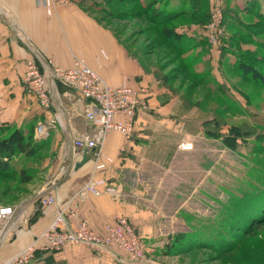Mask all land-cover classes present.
Instances as JSON below:
<instances>
[{
    "label": "crops",
    "instance_id": "crops-1",
    "mask_svg": "<svg viewBox=\"0 0 264 264\" xmlns=\"http://www.w3.org/2000/svg\"><path fill=\"white\" fill-rule=\"evenodd\" d=\"M51 1L50 7H46L45 0H0V123L20 126L26 120L56 121L43 139L46 158L40 171L24 186L25 191L18 199L0 203V207L14 209L13 215L4 221L0 219V230L7 224L0 239V264L28 246H33L28 264H129L116 247L105 250L72 244L52 251L40 236L60 211L64 215L60 229H73L84 220L99 234L104 224L122 217L149 239V244L159 242L164 228L171 230L173 215H165L164 220L162 208L153 202L157 194L148 187L152 182L156 184L150 173L156 166L152 155L157 152L158 144L166 143L172 128L182 125L187 117L180 110L178 93L164 86L145 60L132 57L94 14L85 12L76 3ZM230 1L239 12L264 14V0L226 2ZM181 30L198 40L204 38L203 28L196 25ZM75 57L83 59L112 87L125 82L146 104V109L136 114L129 139L118 132L106 137L102 151L113 163L105 170H94L91 151L75 150L72 144L79 136L93 134V127L81 116L80 109L86 101L61 82L52 81L45 72L44 67H50L51 60V65L66 69ZM31 59L48 74L51 107L47 111L24 88L25 63ZM203 61H208L207 56L197 66L198 70L203 69ZM209 66L212 67L211 62ZM183 135L186 137L183 142L192 145L191 136ZM84 150L87 162L73 169ZM91 176L120 183V197L103 194L78 198L77 192ZM45 195H54L56 202L39 208L37 202ZM146 264L153 263L146 260Z\"/></svg>",
    "mask_w": 264,
    "mask_h": 264
},
{
    "label": "rangeland",
    "instance_id": "rangeland-1",
    "mask_svg": "<svg viewBox=\"0 0 264 264\" xmlns=\"http://www.w3.org/2000/svg\"><path fill=\"white\" fill-rule=\"evenodd\" d=\"M62 1L67 4L76 3L78 7L82 6L85 12H91L90 3L93 0ZM226 1L223 0L221 26L224 29V37L234 33L233 26L235 23L233 21L238 20L244 26L257 20V12L255 14L250 13V15L239 12L237 7H232L231 1L228 3ZM50 3L52 1L48 0V5L45 4L46 7H50ZM213 9L214 4H212V0H209L208 22ZM226 15L228 18L225 17ZM208 22L204 25L205 27L208 26ZM99 24L108 30L110 29L106 27V23ZM186 28L188 27H181L184 30ZM259 38L264 40V35H259ZM116 39L124 47L120 42L123 36L119 35ZM208 45L211 54L209 42ZM246 48L248 46L243 44L242 49L245 50ZM124 49L127 51L126 47ZM251 49L256 51L259 48L252 45ZM260 52L264 56L263 48ZM219 55L212 54L211 64L213 68L211 67L210 74L213 81L212 76L217 78L216 80L221 84L223 83L226 91L218 90V92L220 91L219 96H214L211 99H202V95L199 96V99H182L178 93L180 110L187 117V121L184 120L182 125L172 128L166 143L162 146L158 144L156 146L157 152L152 155L156 166L150 169V173L152 178L156 180V184L152 182L148 187L150 191H155L157 194L153 202L162 208L164 220L165 215L168 214L173 215V219H170L171 230L164 228L163 236L159 237L160 241L150 243L151 245L149 239H145L136 231L139 241L143 245L145 264L146 260L153 264H246L248 261L253 263L251 259L248 261L241 259L244 249L252 247L256 243L255 228L252 232L244 231V233H237L234 230L241 229L239 217H241V210L244 208L243 202H245L243 192H250L259 188L258 183L253 184V180H259L256 177L258 172L262 173L259 177H264V139L262 144L260 139L256 138L259 133H264V129H262L264 128V69L262 71V65H257L256 67L261 73L259 75L251 73L247 78V80L250 79L249 81H255L257 86L242 83L239 75L231 69L235 60L233 55L223 54L220 58ZM153 58L154 56L150 55L138 59L145 60L153 70L156 64ZM32 60L35 61V59ZM51 62L53 61L51 60L49 63L50 68L53 67ZM46 75L48 74L46 73ZM177 84L178 82H175L171 88H167L174 92ZM210 89L217 92L213 84ZM219 116L221 120L217 121L220 119ZM222 119L224 124L223 122L221 124ZM203 121H208L214 128L219 126L218 130L222 134L218 136V133H213L214 135L205 133L201 127ZM37 122L41 121L26 120L20 126L24 127L26 124L32 123L35 128ZM9 125L20 127L16 123ZM233 126H243L241 128L251 134L238 135L235 139L223 137V133L231 134L229 128ZM214 128L212 129L215 130ZM183 133H188L191 136L192 148L179 153V144L186 138ZM225 139H228L227 144H225ZM34 140L41 141L43 139L34 138ZM261 181L263 179L259 182ZM254 219L250 222H247L248 219H246V229L249 230L252 227ZM260 225L257 227V232L264 236V225ZM104 226L105 224L102 229ZM168 231L170 233H167ZM220 232H222L221 240L224 243L222 245L220 242V249L225 247V242H238L237 245L229 248L230 250L227 249L225 256L210 252L208 246L202 245L213 241L214 238L218 239L217 236ZM176 234L185 236L184 248L177 252L178 256L162 255L166 249L167 236ZM241 238H244V241ZM187 246L190 247L186 248ZM116 248L119 250L118 247ZM250 257L253 256L248 258ZM125 260L127 261V259Z\"/></svg>",
    "mask_w": 264,
    "mask_h": 264
},
{
    "label": "trees",
    "instance_id": "trees-1",
    "mask_svg": "<svg viewBox=\"0 0 264 264\" xmlns=\"http://www.w3.org/2000/svg\"><path fill=\"white\" fill-rule=\"evenodd\" d=\"M208 9L209 0H93L90 3L91 13L95 15L96 20L99 23H106V27H109L116 37L123 36L120 42L132 57L154 56L153 60L156 63L154 74L168 88L178 82L174 92L179 93L182 99H199L201 95L202 99H211L219 96L220 91H226L223 83L211 79L209 64L212 53L210 54L207 40L204 38L198 40L181 30V27L190 25L204 28L208 22ZM225 17L228 18L227 15ZM256 17L254 23L244 26L238 20L233 21L234 33L224 37L219 55V58L223 54L233 55L235 60L232 63V71L239 75L240 82L251 85L256 83L247 80L250 74L261 73L256 66L262 65V71L264 69V56L260 52L261 48L264 49V40L259 38V35H264V14L257 13ZM243 44L248 48L243 50ZM252 45L259 49L253 51ZM206 56L208 61H203V69L198 70L197 66ZM167 68L169 69L165 72ZM212 84L217 92L211 91ZM263 87L261 86V89ZM219 120L221 117L217 121ZM222 122L224 124L223 119L221 124ZM13 126L0 124V203L18 199V196L25 191L24 186L35 178L40 171L42 161L46 158L45 141L34 140L32 123L24 127ZM201 127L209 135L222 134L218 130L219 126L214 128L208 121H203ZM241 127L243 126L229 128L231 134L223 133V137L235 139L238 135L251 134ZM256 138L263 144L264 133H259ZM226 141L228 139H225V144ZM261 174L259 172L256 174L259 180H253V184L258 183L259 188L243 192L245 202L239 217L241 229L234 230L237 233H244V231L252 232L255 228L254 235L257 236L255 245L246 247L242 253L241 260H253V263L248 261L246 264H264V236L257 232L258 225H264V177H259ZM262 179L263 181L259 182ZM246 219L247 222L254 219L249 230L245 226ZM221 236L222 232L217 236L218 239L214 238L213 241L202 245L208 246L210 252L225 256L227 249L237 245L238 242H225V247L220 249ZM167 239L166 249L162 255L178 256L177 252L185 246V236L168 235ZM241 239L244 241V238ZM249 256L253 257L248 258Z\"/></svg>",
    "mask_w": 264,
    "mask_h": 264
},
{
    "label": "built area",
    "instance_id": "built-area-1",
    "mask_svg": "<svg viewBox=\"0 0 264 264\" xmlns=\"http://www.w3.org/2000/svg\"><path fill=\"white\" fill-rule=\"evenodd\" d=\"M48 5V0H45ZM214 9L208 26L202 30L203 37L210 43L212 54H220L223 45L224 29L222 26L223 0H212ZM205 33V34H204ZM49 64V63H48ZM40 65V64H39ZM38 62L28 60L25 63L23 75L24 88L27 93L37 99L39 106L47 111L51 107L50 85L45 72L49 73L52 81H59L67 88L75 91L81 100L86 101L81 106V116L93 127L92 135H82L72 142L75 150H90L94 170H105L113 163V159L103 153L106 137L111 132H118L129 139L134 130L135 117L138 110L146 109V104L140 101L139 93L125 82L112 87L80 57H75L69 68L61 69L53 66L41 70ZM50 65V64H49ZM56 121L51 118L47 122H38L34 128V138L44 139ZM181 150L192 148L190 143L179 144ZM122 193L120 183H110L105 178L91 176L79 189L76 196L99 197L109 195L115 199ZM54 195H45L39 198L37 205L44 208L55 204ZM12 207H0V219L6 220L13 215ZM49 227L40 237L45 239L47 248L60 251L66 245L82 244L91 249H110L113 246L126 256L129 264H145L143 245L132 225L122 217H115L111 223H106L103 232L97 234L90 229L84 220L78 222L73 229H60L64 224V215L59 211ZM6 223L0 230V239L4 235ZM33 255V246L26 247L20 254L1 264H28Z\"/></svg>",
    "mask_w": 264,
    "mask_h": 264
},
{
    "label": "water",
    "instance_id": "water-1",
    "mask_svg": "<svg viewBox=\"0 0 264 264\" xmlns=\"http://www.w3.org/2000/svg\"><path fill=\"white\" fill-rule=\"evenodd\" d=\"M87 159H88L87 151L84 150V151H83V154H82V158L80 159V161H78V162L74 165L73 169H78L82 164H84L85 162H87Z\"/></svg>",
    "mask_w": 264,
    "mask_h": 264
}]
</instances>
